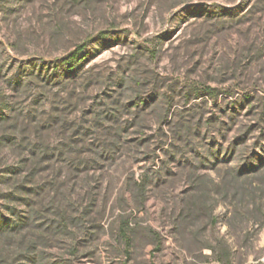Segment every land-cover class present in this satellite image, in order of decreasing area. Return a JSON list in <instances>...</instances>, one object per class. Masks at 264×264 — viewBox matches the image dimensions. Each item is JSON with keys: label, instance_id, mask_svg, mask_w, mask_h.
<instances>
[{"label": "rangeland", "instance_id": "374dc122", "mask_svg": "<svg viewBox=\"0 0 264 264\" xmlns=\"http://www.w3.org/2000/svg\"><path fill=\"white\" fill-rule=\"evenodd\" d=\"M79 45L85 46L79 59H68ZM198 82L231 93L218 101L195 93L187 99L189 86ZM170 85L173 111L193 108L205 119H220L203 129L206 138L194 140L202 155L212 137L224 145L220 159L209 160L202 173L221 183L230 168L261 167L242 179L257 188L258 205L244 212L216 195L217 221L205 220L199 238L188 232L184 243L170 220L173 205L151 194L137 206L124 190L130 176L138 180L146 169L159 168L166 157L154 149L163 130L169 132L166 106L158 107L159 115L151 109L136 116L133 102L162 96ZM0 99L9 116L0 126V168L35 156L40 212L57 190L87 206L82 180L88 170L80 173L79 163L92 156L90 148L129 126L116 139L126 141L132 154L90 172L103 175L92 213L106 228L99 247L80 233L85 246L72 255L49 236L40 248L43 264L62 254L70 264H223L205 244L232 250L228 264H264V0H0ZM144 136L147 146L138 145ZM234 143L248 158L224 154ZM170 168L175 174L162 192L179 200L188 187L181 173L190 167L170 162ZM121 226L128 228L130 244L119 236ZM15 247L0 238V264H27Z\"/></svg>", "mask_w": 264, "mask_h": 264}, {"label": "trees", "instance_id": "16d2710c", "mask_svg": "<svg viewBox=\"0 0 264 264\" xmlns=\"http://www.w3.org/2000/svg\"><path fill=\"white\" fill-rule=\"evenodd\" d=\"M84 49V45H79L75 51L69 54L68 59L76 61L79 59L78 55ZM198 83V85L189 86L192 91L188 92L187 99H190L192 93H195L197 96L202 97L205 95L218 101L221 94L231 93V88H219L201 82ZM174 91L175 87L170 85L167 92L162 96L154 93L150 98L140 96L133 102L137 108L136 116L145 115L151 109L159 115L158 107L166 106L167 113L164 121H168L169 132L166 133L163 130L159 144L154 149L155 155L157 150L160 149L166 157L159 168L153 169L150 167L146 169L138 180L134 179V176H130L125 182L124 190L131 195L129 201L137 206L143 205L146 198L151 194L164 201L166 206L173 205L170 220L177 230H180V242L184 243L188 232L193 234L195 238H199L200 229H202L205 220H210L212 223L217 221L218 218L215 214L216 195H222L224 199L230 198L236 206L240 207L239 210L244 212L249 211L251 206L258 205L257 188L252 185L253 183L247 185L242 179L245 173L253 172L256 174L261 170V167L255 166L253 169L246 170L247 172L230 168L229 177L226 176L221 183L202 173L201 168H206L209 160L220 159L224 145H220L216 137H212L211 147L207 149L206 155H202L196 149L194 140L200 137L206 138L203 135V129L205 127H207V130L215 128L220 119L217 116L205 119L202 112H195L193 108L173 111L175 105ZM4 105L7 104L4 103L3 99H0V126L9 117L3 111ZM192 110L193 113H191ZM187 111L189 112L187 113ZM170 114L172 115L171 118L169 117ZM230 119L235 120V115L231 116ZM220 123L226 125L222 121ZM223 127L221 125L219 129L223 130ZM123 130H129V126L113 132L115 138L107 143L90 148L92 156L79 163L80 165L83 164V168H76V170H80V173L86 169L88 170L82 180L83 188L86 187L89 195L88 200L90 202L87 203V206H83L82 203L85 202L83 198L81 199L82 205L77 206L79 198H75L72 192L66 193L57 190L53 196H49L46 208L40 212L37 206L41 200V188L36 181L38 166L36 167L35 156L21 159L19 164H10L3 166L2 169L0 168V238L4 237L10 243L16 245L14 248L16 257L25 260L27 264H43L46 258L40 252V248L43 246L42 243L47 242L49 236L54 238L60 249H67L68 251L71 249L69 253L72 255H78L80 247L85 246L83 241L77 238L80 233L90 238V243L91 245L94 243L93 247L95 249L99 247V242L106 228L101 222L102 217L100 219L98 217L94 218L92 213L100 199L98 191L101 187L100 180L103 175L99 174L93 177L90 172L91 170L96 172L105 168L106 164L117 160L125 153L128 156L132 154L134 149L127 146L126 141L121 142L120 139H116L117 136L122 134ZM147 141L148 138L144 136L138 140V145H146ZM216 144L218 147L220 146L218 149H215ZM3 145L5 144L0 142V148ZM238 151H240L238 145L234 143L224 154L229 155L232 160L238 158L245 160V158H248L247 150L241 149V152ZM33 153H35L34 150ZM249 158L251 162L255 161L254 154ZM170 162L178 163L185 169L190 167L186 175L184 171L181 173V177L187 181L188 187L179 200L162 192V189L171 182L170 176L175 174L170 168ZM30 164L34 165V169L29 173H25ZM1 187L5 188L1 189ZM127 202L128 199L125 204ZM125 204H120L124 211L126 210ZM234 218H230L228 222L230 226H233ZM183 227L185 229L181 231ZM119 236L126 244L131 243L132 239L126 226L119 228ZM54 240H51V242ZM157 243L159 244V242ZM205 247L210 248L221 263L228 264L231 262L232 250L228 247L220 250L215 244H205L202 248ZM65 257L63 254L60 255L52 264H70L71 259Z\"/></svg>", "mask_w": 264, "mask_h": 264}]
</instances>
